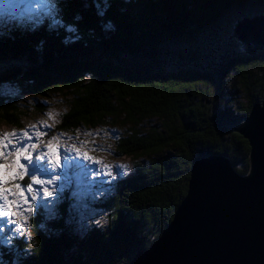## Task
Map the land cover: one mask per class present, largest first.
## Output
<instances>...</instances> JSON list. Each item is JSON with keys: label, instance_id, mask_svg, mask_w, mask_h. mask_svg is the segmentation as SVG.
I'll return each mask as SVG.
<instances>
[{"label": "trees", "instance_id": "obj_1", "mask_svg": "<svg viewBox=\"0 0 264 264\" xmlns=\"http://www.w3.org/2000/svg\"><path fill=\"white\" fill-rule=\"evenodd\" d=\"M54 4L39 21L0 30V122L20 125L22 115L7 86L67 93L59 127L122 120L129 131L116 152L136 170L107 204L108 229L80 233L63 202L57 217L35 216L33 242H0V264H128L172 220L196 160L221 154L249 173L251 147L235 128L264 97V48L248 53L232 34L264 13V0Z\"/></svg>", "mask_w": 264, "mask_h": 264}, {"label": "rangeland", "instance_id": "obj_2", "mask_svg": "<svg viewBox=\"0 0 264 264\" xmlns=\"http://www.w3.org/2000/svg\"><path fill=\"white\" fill-rule=\"evenodd\" d=\"M54 3L55 0H47V3L41 6L32 0L33 11L29 13L22 12L25 5H21V11L16 13L0 11V30L21 16L50 15L55 6ZM23 25V22L17 24L20 27ZM6 91L16 100L22 115L20 125L0 122V138H3L5 134L17 133V137L5 141L8 148L2 149L4 156H7L9 149L27 146L32 155V163L29 164L26 159L21 157V163L27 167V175L23 180H9L6 185L14 194H18L20 191L15 188L17 183L25 189L24 195L28 203L22 206V210L23 215L28 219L23 220L21 209H18L15 204L11 205V211L16 212L17 215L15 217H0V242L9 244L12 240L10 238L13 237L33 242L32 221L35 216L41 213L50 218L57 217L63 202L69 204V213L73 216L72 219L80 233L88 234L96 227L103 230L108 229L115 216L107 204L116 195L121 180L132 175L136 170L135 162L130 156L119 157L116 152V141L127 134L129 125L123 124L122 120L115 123L109 119L97 127L81 125L77 129L65 131L59 125L63 113L68 110L71 102L69 94L59 92L51 93L46 97H35L21 94L13 86H7ZM25 131H28L31 140L27 137L18 138L23 137ZM40 133H44V135L41 136ZM53 137L58 138L53 140ZM49 141L52 142V151L60 159L58 168L51 166L53 161L51 160L52 154L48 149ZM32 144L37 146L32 148ZM41 153L45 154L43 161L37 159ZM81 154H86V156ZM4 156H0V162L7 163L8 168L0 169V175H3L5 171L11 173L15 167L12 163L14 156L8 157L7 161H4ZM33 165L41 166L44 171H33ZM125 165L126 169L116 167ZM108 166H112L111 177L106 174ZM121 171H124L125 174L121 175ZM32 175H36L42 180L51 179L53 183L44 185L33 183L34 196L33 193L26 191V185L30 182ZM56 176H59L60 179H56ZM45 187L49 191H53L54 194L52 196L45 195L43 193ZM8 199L14 200L15 195H9ZM29 207L31 212L27 211ZM9 219L16 223H3Z\"/></svg>", "mask_w": 264, "mask_h": 264}, {"label": "water", "instance_id": "obj_3", "mask_svg": "<svg viewBox=\"0 0 264 264\" xmlns=\"http://www.w3.org/2000/svg\"><path fill=\"white\" fill-rule=\"evenodd\" d=\"M232 36L248 53L263 49L264 13L238 20ZM235 129L251 147L249 173L221 154L196 160L172 220L128 264H264V97Z\"/></svg>", "mask_w": 264, "mask_h": 264}, {"label": "snow or ice", "instance_id": "obj_4", "mask_svg": "<svg viewBox=\"0 0 264 264\" xmlns=\"http://www.w3.org/2000/svg\"><path fill=\"white\" fill-rule=\"evenodd\" d=\"M35 3L43 6L47 3V0H35ZM21 5H25V7L22 10L23 13H29L33 11L32 0H0V11L16 13L18 11H21ZM49 115H51V113H49ZM45 127H48V126L45 125ZM40 135L43 136L44 133H40ZM12 137H17V133L13 132V133L5 134L3 138H0V156H4L2 149L8 148V145L5 143V141L10 140V138ZM24 137H27L29 140H31V136L29 135L28 131H25L23 133V137H18V138L23 139ZM57 138L58 137H53V140ZM36 146L37 145L35 144L31 145L32 148H35ZM74 147L75 146L73 145V148ZM48 149H49V152L52 154L51 160L53 161V163L51 166L53 168L60 167V159L52 151L51 141H49ZM77 152H79V150H77ZM81 155L86 156V154H81ZM12 156H14V160L12 161L13 165L15 166L14 169L11 171V173L5 171L3 175H0V201H3V203H0V217H8V216L15 217L17 213L11 211V205L15 204L18 209H21V215H22L23 220H27L28 217L23 215V210H22V206L28 203L24 195L25 189L21 186V184L17 183L15 185V188L19 189L20 191L18 194H14L8 187H6V185L9 183V180H16V179L23 180L24 179V177L27 175V167L25 164L21 163V157L26 159L29 162V164H31L32 155L29 153L27 146L16 147L14 149L8 150L7 156H4V161H7L8 157H12ZM37 159L40 161L45 160V154L41 153ZM69 167H71V165H69ZM111 167L112 166H108V171L106 173L109 177H111L112 175ZM116 167L121 168V169L127 168L126 165L116 166ZM7 168H8L7 163L0 162V169L6 170ZM33 171L40 172V171H44V169L41 166L33 165ZM120 174L124 175L125 173L124 171H121ZM55 178L60 179L59 176H56ZM33 183L39 184V185L52 184L53 180L51 179L42 180V179H39L36 175H32L30 177V182L26 185L27 192L33 193ZM43 193L47 196H52L54 194L53 191H49L48 188L46 187L43 189ZM9 195H15V199L10 201L8 199ZM33 195L35 196V193H33ZM27 211L31 212V208L29 207ZM3 223L11 224V223H16V221L9 219L7 221H3Z\"/></svg>", "mask_w": 264, "mask_h": 264}]
</instances>
